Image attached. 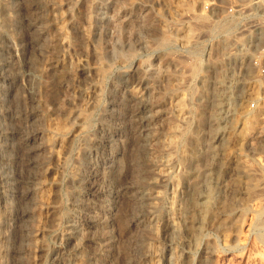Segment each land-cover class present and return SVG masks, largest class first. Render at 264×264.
I'll return each mask as SVG.
<instances>
[{
	"label": "rangeland",
	"instance_id": "obj_1",
	"mask_svg": "<svg viewBox=\"0 0 264 264\" xmlns=\"http://www.w3.org/2000/svg\"><path fill=\"white\" fill-rule=\"evenodd\" d=\"M53 2L60 83L48 63L60 51ZM234 7L264 20V0H0V264H264V118L253 117L264 86L209 51ZM133 85L148 108L145 142ZM161 166L175 182L158 180ZM140 185L161 196L150 206ZM71 217L79 233L68 236Z\"/></svg>",
	"mask_w": 264,
	"mask_h": 264
},
{
	"label": "built area",
	"instance_id": "obj_2",
	"mask_svg": "<svg viewBox=\"0 0 264 264\" xmlns=\"http://www.w3.org/2000/svg\"><path fill=\"white\" fill-rule=\"evenodd\" d=\"M211 10L214 9V4ZM214 5V6H213ZM205 7L209 10L210 5L206 3ZM225 10L224 7H221ZM231 13L219 15L217 18L223 20L218 22L213 31V41L210 48L206 45L203 51L221 52L230 55L228 61L238 67V72L235 71L233 76L243 78V83L252 85L264 86V20L261 21V9L251 7L246 13L244 8H231ZM235 12H239L236 14ZM242 19H248L242 23ZM248 26L246 23L252 21ZM243 30H249L243 37L249 35L248 38L240 40V33ZM228 41L227 46H223V42ZM215 44V46H214ZM235 83V81H229ZM260 105L259 97H256L250 102L252 108H258Z\"/></svg>",
	"mask_w": 264,
	"mask_h": 264
},
{
	"label": "bare ground",
	"instance_id": "obj_3",
	"mask_svg": "<svg viewBox=\"0 0 264 264\" xmlns=\"http://www.w3.org/2000/svg\"><path fill=\"white\" fill-rule=\"evenodd\" d=\"M57 5H56V2H53L52 4H51V12H52V18L54 19V22H56L57 23V28L58 29H56V30H58L59 31V34H58V40H57V42L60 44H58L57 45V47L56 48H58V50H60V51H58L53 57H51V58H49V62L48 63H50V65H51V67L53 68V73H55L56 74V76H57V78H59L58 79V81H59V83L61 82V80H62V77L64 76V71H63V69L62 68H60L61 66H62V63H63V58H64V56H65V51L63 52L62 50H63V46L65 45V34H64V31H63V28H62V26H60L59 25V23L57 22ZM40 31L38 30L37 31V38L39 37V35H40ZM183 34V33H182ZM36 37V36H35ZM182 38H183V40L185 39V40H187V39H189V33L188 32H184V34L182 35ZM39 39V38H38ZM59 46V47H58ZM61 47V49H59ZM37 66H38V64H37ZM38 68V67H37ZM222 80L223 79H221L220 80V82H222ZM223 89V91L225 90L224 88H222ZM220 91V90H219ZM223 91H221V92H223ZM131 92H132V95H133V97L135 98V101H137V105H136V107H135V114L137 115V117H138V119H139V123H138V125H139V129H140V131H141V134L143 135L142 137H143V141L147 138V137H145V135H146V133H147V131H148V128H149V120H148V115H147V111H148V108H147V104H146V101H145V99H144V92H143V90L140 88V87H138V86H131ZM221 92H219V93H221ZM225 92V91H224ZM232 90H230L229 91V93H226L227 95H228V97H232ZM224 95V94H223ZM220 96V95H219ZM225 97V96H224ZM227 97V98H228ZM223 98V97H222ZM226 98V97H225ZM219 101H220V99H219ZM181 103H183V102H181ZM222 103V102H221ZM179 104V103H178ZM220 104V103H219ZM263 106V107H262ZM262 106H260L259 107V109H261L260 111H258V112H256V113H254L253 114V117H255V118H258V119H256L257 121H259V119L260 118H264V105H262ZM222 107V106H221ZM220 107V108H221ZM224 107V106H223ZM134 108V107H133ZM222 109V108H221ZM228 109V108H227ZM258 109V110H259ZM218 110H219V108H218ZM230 110V109H229ZM134 112V111H133ZM226 113V112H225ZM229 113V112H228ZM223 114V113H222ZM254 119V118H253ZM260 121H262V120H260ZM137 123V122H136ZM253 123V122H252ZM134 124V123H133ZM135 125V124H134ZM252 125V124H251ZM254 128V127H253ZM253 128H250V129H252L253 130ZM246 129V128H245ZM244 129V130H245ZM216 131V130H215ZM243 131V130H242ZM246 131V130H245ZM250 131V130H249ZM244 132V131H243ZM255 132V131H254ZM252 132H250V134H251ZM244 134H245V132H244ZM246 134H248L247 132H246ZM246 137H247V135H245ZM26 141H27V139H26ZM145 142V141H144ZM64 144V142H63V140H61V141H59L58 142V145L59 146H62ZM3 155V154H2ZM117 162V161H116ZM227 164V163H226ZM117 166V165H116ZM115 167V166H114ZM243 168H245V167H243ZM158 169V168H157ZM244 170V169H243ZM256 170V169H255ZM255 170H253L252 169V171H254L255 172ZM207 171V170H206ZM244 171H246V169L244 170ZM248 171V170H247ZM250 171H251V169L249 170V173H250ZM219 172V171H218ZM246 173V172H245ZM248 173V172H247ZM260 173V172H259ZM109 174V173H108ZM114 174V173H113ZM157 174H158V176H159V179L158 180H160V178H161V180H160V182L162 181L163 183L165 182V183H171V182H175V180L174 181H172V178L173 177H170L169 176V171L167 170V167H162L161 166V168H159L158 170H157ZM208 174V173H207ZM256 174H257V170H256ZM221 175V174H220ZM248 175V174H247ZM249 176V175H248ZM7 179V178H6ZM106 179V178H105ZM108 179V178H107ZM175 179V178H174ZM264 179V178H263ZM224 181H225V179H223ZM108 181V180H107ZM210 181V180H209ZM222 181V180H221ZM223 181V182H224ZM109 183H110V189H109V191H110V193H112V192H114L116 189L114 188L115 186H114V179H111L110 178V180L108 181ZM133 183V182H132ZM226 183V182H225ZM231 183V182H230ZM260 183V182H259ZM11 184V183H10ZM173 184V183H172ZM171 184V185H172ZM229 183L227 182V185H228ZM146 185V184H145ZM230 185V184H229ZM260 185V184H259ZM262 185H263V182H262ZM261 185V186H262ZM108 186H109V184H108ZM107 186V187H108ZM217 186H219V185H217ZM221 186V185H220ZM264 186V185H263ZM103 187V186H102ZM137 187V186H136ZM222 187H225V186H223L222 185ZM124 188V187H123ZM138 188V187H137ZM119 189V187L117 188V190ZM150 189V188H149ZM149 189H146V187L144 186H141L140 185V187H139V192H140V197L143 199V198H148L149 200H148V204L151 206L154 202H155V200L157 199V198H159L160 196H161V192H162V190L161 189H155V190H153V191H150ZM218 189V188H217ZM223 189H225V188H223ZM230 189V188H229ZM122 190V189H121ZM221 190V189H220ZM47 191H48V189L47 188H43L42 189V191H41V197H45L46 195H47ZM108 191V192H109ZM206 191H207V193L205 194L206 195V199H205V197H204V205H205V208L207 209L209 206L211 207L213 204H212V202L214 201L213 200V198L212 197H214V196H216L218 193L213 189V187L212 186H208L207 188H206ZM218 191V190H217ZM228 191V189L226 190V192ZM24 192V191H23ZM117 192V191H116ZM115 192V193H116ZM130 192H131V190H130ZM138 192V193H139ZM215 192L217 193V194H215ZM218 192H221V191H218ZM222 192H224L223 190H222ZM264 192V191H263ZM261 193V192H260ZM193 194V193H192ZM220 194V193H219ZM222 194V193H221ZM224 194V193H223ZM197 195V194H196ZM192 196H195V195H192ZM192 196H190V197H192ZM219 197H222L221 195L219 196ZM218 197V198H219ZM226 197H227V195H226ZM172 197H170V199H168L169 201L165 204L166 205V226H167V230H173V228L175 227V226H177L176 224H175V222H177V217H175V219H176V221H175V219H174V216H175V214H174V209L176 210H178L179 211V209H178V206H177V208H175L176 206H174V198L173 199H171ZM218 198H217V200H218ZM136 199V198H135ZM140 199V198H139ZM222 199V198H221ZM223 199H225V197H223ZM111 200V199H110ZM176 200V199H175ZM219 200H220V198H219ZM145 201H147V200H145ZM192 201V200H191ZM194 201V200H193ZM192 201V202H193ZM223 201H225V200H223ZM227 201V200H226ZM77 202V201H76ZM74 203V205L76 206H74L77 210L79 209L78 208V204L77 203ZM111 202V201H110ZM213 203H215V202H213ZM218 203V202H217ZM216 203V204H217ZM222 203V202H221ZM221 203H219V204H221ZM212 204V205H211ZM225 204V203H224ZM222 205V204H221ZM108 206H109V204H108ZM110 206H112V205H110ZM216 206V205H215ZM209 207V208H210ZM82 208V207H81ZM114 208V207H113ZM208 208V209H209ZM212 208V207H211ZM211 208H210V210H211ZM217 208H218V205H217ZM84 210V209H83ZM109 210H110V208H109ZM80 211V210H79ZM178 211H175V212H177L178 213ZM82 212V211H81ZM111 212V211H110ZM140 213V212H139ZM176 213V214H177ZM174 214V215H173ZM25 216V215H24ZM145 217V216H147V213L146 212H144V213H140L139 215H138V218L139 219H141L142 217ZM146 218V217H145ZM67 221V225H68V228H67V230H66V232L65 233H68V236H70L71 234H78L79 232H78V226H80V225H76L75 223V217H71V218H69V219H67L66 220ZM111 221V220H110ZM143 221V220H142ZM90 224V223H89ZM177 224H178V222H177ZM146 226H147V224H146ZM105 229V228H104ZM175 230H176V228H174ZM81 231H83V230H81ZM80 231V232H81ZM106 232V231H105ZM108 232H110V230L108 231ZM171 232V231H170ZM170 232H169V234H170ZM168 233V232H167ZM101 234V233H100ZM67 235V234H66ZM62 236H64V233H63V235ZM67 236V237H68ZM81 236V235H80ZM101 240H103V245H105L106 247H110V248H112L113 247V245H114V236H113V234L110 232V233H104V234H102V236H101ZM106 249H109V248H106ZM105 249V250H106ZM103 262V261H102ZM178 263V262H177ZM94 264H101V263H99L98 261L96 262V263H94ZM176 264V263H175Z\"/></svg>",
	"mask_w": 264,
	"mask_h": 264
}]
</instances>
